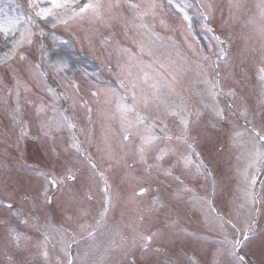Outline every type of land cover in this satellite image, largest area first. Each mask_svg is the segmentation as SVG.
Returning <instances> with one entry per match:
<instances>
[{"label":"snow or ice","instance_id":"snow-or-ice-1","mask_svg":"<svg viewBox=\"0 0 264 264\" xmlns=\"http://www.w3.org/2000/svg\"><path fill=\"white\" fill-rule=\"evenodd\" d=\"M47 2L50 6H41L43 0H29L35 17L46 21L52 27L56 26L57 21L67 25L69 19L82 20L85 17H88L90 22L108 27L113 20L118 18L117 10L126 7L134 13L131 18H123L126 25H130L133 29L137 26L150 28L144 23L145 17L151 15L155 19L157 10H163L164 7L162 0H151L144 6L139 3H132L130 0H86L85 3H79V0H47ZM167 5L179 14L183 22H186L185 27L191 26L193 17L189 10L195 8L196 13L205 22L203 24L205 31H212L206 23L212 16L213 6L210 3H205L204 0L195 4L189 0H167ZM58 9L63 11H56ZM137 21L140 22L139 25H137ZM37 30L43 32V28L38 25ZM259 31L261 37L264 38V26ZM0 34L5 41L4 46L8 49L4 57L6 62L14 60L18 55V50L25 43H33L31 37L34 33L31 29L21 31L18 20L8 19L0 22ZM162 39V37H156L158 41ZM216 39L221 45L217 59L227 63L226 41L220 40L219 37ZM104 42L106 44L113 43L110 38ZM117 47L119 46L117 45ZM140 49L143 51V43L140 44ZM261 51L262 58L257 72L262 91H264V49ZM19 59L25 60L26 57L19 55ZM173 64L175 65V62ZM175 66L177 71L173 72L171 81L165 80L163 85L158 81L151 83L149 85L152 90L150 93L143 89H140L138 93L136 89L139 85L136 82L130 81L126 85L121 79L119 86L130 93L131 103H126L128 97L117 96L113 89H103L106 97L104 104H113V98H115V102L113 111L109 114L101 109V116L108 120L118 119L119 129L117 132H113L109 126L104 137V146L97 148L98 152L103 153L109 165L106 170H100L98 176L99 165L94 162L89 150L83 146L77 134L78 131L83 133L84 130L82 128L78 130L75 119L70 115L59 112L56 107L59 96L56 95L53 104L49 106L54 113L51 117L47 115L48 110L43 101L36 106V112L42 119L38 122V135L34 138L44 142L46 150L54 159L52 165L47 168L27 163L22 165L29 173V179L38 183L36 189L22 191L19 198L21 203L30 204L29 212L24 213L21 208L14 209L11 202L0 201V208L8 213L6 217L0 219V226L4 229L2 239L6 264H35V260L28 257L37 255L43 258V264H51V252L57 253L56 264H160V261L153 260L152 257L161 252L162 247L175 242L177 234L170 230L178 224V221L173 219L174 209L169 204L164 203L159 188L155 190V195L149 200L148 208L143 209L141 214L136 216L135 220L128 225L127 232L115 229L101 238L102 229L105 227L109 212L119 207L123 199L119 191L113 190L107 173L119 167L132 168L133 165L129 163V156L145 165L149 177L155 171L157 178L159 175H163L171 177L177 182L178 189L173 194L174 197L181 199L187 195L191 205L204 212L208 224L223 235L227 247L221 250L219 254L229 257V264H251L244 249L256 235L255 226L259 223L258 217H264V182L257 187V176L253 174L256 165L264 163V147H256L257 143L264 145V123L258 127L254 122L255 114H252L253 126L251 128H245L243 132L234 130L231 134V139L235 144H239L241 137L245 135L251 137L253 142L248 153V163L239 173L241 187L235 216H222L214 204L213 197L216 194L214 189L204 196H200L193 188L185 184L180 175H174L173 169L179 165L184 173H191L196 178L202 177L215 184V177L210 175L207 165L198 158L196 144L201 137H209L208 127L215 128L228 121L224 108L219 104V97L227 95L235 98L236 94L231 90L225 93L219 81L213 80L209 76L208 70L199 66L203 76L202 83L206 85L202 92L197 93L201 97V105L204 109L201 110V108L191 104L182 92L177 91V86L182 85L183 69L179 65ZM40 67V64H35L32 66V70L38 71ZM121 67L122 72H126L127 76L130 77L131 72L128 65L125 64ZM214 67L218 69L219 64L214 62ZM149 79V75L145 73L143 83L148 84ZM19 83L17 80V86ZM70 86L79 92L80 86L78 84ZM48 92L52 93L53 89L49 88ZM16 96L17 105L13 109L12 120L18 130L17 142H19L28 139L32 133L30 126L26 125L23 119V109L19 104L20 93L17 92ZM92 96L96 98V102L99 104L101 91L92 92ZM65 99L71 100L73 109L76 107L75 99L69 98L67 94H65ZM81 106L88 113L92 112V108L87 105V102ZM151 112L155 114L151 115ZM206 112L212 120L207 127H200V121ZM239 115L248 119V109L244 108ZM261 118L264 121V112L261 113ZM170 124L175 125L177 132L171 131ZM157 125L161 134L156 132ZM65 129L68 130L70 138L65 150L70 149L75 153V157L71 159H61V151L57 150L55 144L59 138L56 134ZM194 132L196 135H193ZM107 133H111L113 137L119 136V154L113 148ZM180 148H183L184 151L181 152ZM169 155L177 157V165L165 168L162 162ZM149 159L153 163L149 164ZM85 163L92 172V176L87 179L98 178L103 182L101 189L102 211L95 219L94 225L86 222L85 217L88 213L78 207L80 201L73 190L74 183L81 179L79 165ZM132 179L139 184V187L128 198L130 201L134 198H143L149 194L150 185L147 182L140 184V178ZM17 190L13 189L12 193L9 194L10 199ZM61 191L67 194V199L61 205L66 212L64 219L76 224L72 230L57 226L49 216L51 207L56 203L55 194ZM85 198L91 200L92 196L86 194ZM71 212H74L75 215L68 214ZM160 214H164L168 218V223L164 227L155 229L145 227L146 221L151 224L159 219ZM238 224L241 226L238 227ZM23 228H31L39 233V238L29 235L22 230ZM260 232L261 239L264 241V228ZM157 244L162 247H155ZM9 248L12 251H9ZM17 253L26 255L17 259ZM171 264H178V262L171 261ZM190 264H197V262L190 260Z\"/></svg>","mask_w":264,"mask_h":264},{"label":"rangeland","instance_id":"rangeland-1","mask_svg":"<svg viewBox=\"0 0 264 264\" xmlns=\"http://www.w3.org/2000/svg\"><path fill=\"white\" fill-rule=\"evenodd\" d=\"M80 1V0H79ZM133 3H139L142 6L149 3V0H134ZM207 3H210L213 6L212 13L215 14V22L216 25L222 27L224 31H228L230 34H232L231 30H227L226 28H231L229 24L231 22L226 23V19L223 23V17H225L226 10L233 9L234 6H236V11L238 14H245L248 11H253V7L255 8L260 7V10H258V13L256 14V17L259 19H254L255 17L248 18L241 20L237 22L239 16L238 14L232 12L231 17H228V20L234 22L235 24V30L234 34L235 36H231V41L237 44L236 49H233L230 54L228 53V62L225 63V74L223 79V86L226 89H231V91H237V93L240 90H243L244 86L246 87L248 82V98H252L254 95H256V100L260 99L261 96L259 95L260 90V84L257 80L254 79V73L252 72L255 70V67L257 63H261V59L254 58V53L257 51V47L255 46L257 39H263L260 35V28L264 26V19H262V13L264 12V0H204ZM167 2V0H166ZM189 2L192 3L191 0ZM251 3V7L248 8L249 5L247 3ZM194 3V2H193ZM232 6H230V4ZM195 4V3H194ZM238 5V6H237ZM41 6H50V4L47 2V0H43V3ZM169 7V6H168ZM169 10L180 18L179 14L174 10ZM56 11H63L61 9H58ZM119 13V16L116 20H113L111 22V25L106 27L98 23L90 22L88 17H85L82 20L74 21L72 22L69 20L68 24L65 25L63 23H60L57 21L56 28L52 27L50 24H48L46 21H43L37 17H35V12L32 9V7L29 4V0H0V22H4L8 19H14L18 20L19 22V28L21 31L25 29H31V31L34 33V35L31 37V39L35 36V39H40L43 44H40L38 46V52L40 53V58L44 64V66L48 69H53L54 72H56L57 75L61 76L65 83L68 85L69 88H71L72 91V98L79 100L83 102H88V96L90 94L91 89L96 90L94 87L96 84L98 86H104L105 88H118L120 85L121 79L124 80L125 83H129L130 81H134L137 84H143L145 85V90L147 93H149V85L153 82H157V76L158 73L156 72V69H154V66L152 63L149 62V66L142 68L140 65L135 61L134 56L135 50L132 47L134 42H132V45L130 46L128 42H124L122 45L118 39L126 40L127 34H122V30L125 33L131 32H138L139 37L143 40L144 43L151 46L152 44H155L158 42L156 40V37L152 36V34L147 33L145 30V27H139L131 28L130 25H126V21L123 18H131L134 13H132L128 8L124 7L117 10ZM190 15H192L193 20L192 24L190 26V31L193 33V43L192 40H190V37L186 40V47H176L172 48V46L166 47V45H163V48H160L163 53H166L164 60H159L155 62H162L161 64L165 63L168 67V81H171L173 72L177 71V68L175 65H179L183 69V75L181 77L182 79V85L177 86V89L182 90L184 93V97L189 100L191 104H194L197 108H202L201 105V97L197 95L198 92H202L206 85L202 83L203 76L200 72V67H198V70L194 73L193 69L196 66H202L206 68L208 71H214V62L216 63L217 59V53L220 51L221 45L216 44V50L213 47L210 48V51L212 53V57L205 55L203 51L206 49V47H210L214 42H217V39H211L210 31L205 32L203 24L205 23L202 19V17H197V13L195 8L189 10ZM250 13H247L246 15H250ZM228 16V15H227ZM255 16V15H254ZM29 17H32V19H29ZM150 19L146 16L144 19V23H147V25L150 26V28H154V24L161 28L159 30H164L162 27L166 26L165 23L160 26V20L158 17V14L156 13L155 19L151 15H149ZM51 19V17H50ZM183 22V21H182ZM139 21H137V25H139ZM226 23V24H225ZM184 26L186 25V22H183ZM225 24V25H224ZM37 25L39 27L43 28V32L37 30ZM180 25V24H178ZM181 26V25H180ZM147 30L150 29L149 27H146ZM145 34H142V30ZM186 29V28H185ZM199 29V30H198ZM56 30V32H54ZM58 31V32H57ZM199 31H202L200 34ZM177 32H175L176 34ZM73 37L78 40V44L80 45V48L82 51L79 53H75L73 51L74 48V41L72 40ZM110 38L113 43L106 44L104 41L106 39ZM144 38V39H143ZM168 39H171L172 42L175 43L176 40L173 39V36L171 35ZM226 39V38H225ZM45 40V41H43ZM244 46H242L243 44ZM27 44V43H25ZM207 44H209L207 46ZM5 41L3 39L2 34H0V63L5 62V53L8 51V49L4 46ZM117 45L119 47H117ZM155 45H152L151 47H154ZM244 47V50H239V47ZM72 50V51H71ZM146 50V47L143 49ZM213 50V51H212ZM184 51V52H183ZM183 52V53H182ZM189 53L188 59L186 57L184 58L182 54ZM160 55V54H158ZM173 55V56H172ZM215 58L213 59V57ZM28 57V56H25ZM203 57V58H202ZM207 57V59H205ZM31 59V57H29ZM113 58H115L121 66L127 64L128 69L131 72V76H127L126 72H122V67L118 64L117 66H112L110 68V64L112 63ZM152 61L154 60V57H151ZM262 58V57H261ZM150 59V58H149ZM19 63L20 68H7L5 73H10L11 70H14V78L15 81L19 80V86H17L16 92L20 93L19 98H27L30 101L34 100V94L33 89L35 88V85L37 86L39 83H36L35 77L33 76L31 70L29 69L28 65H25L24 60H20ZM175 62V65L173 64ZM193 62V64H192ZM169 63V64H168ZM248 63H252L251 68H248ZM171 64V65H170ZM105 65V66H104ZM230 68H229V67ZM117 68V69H116ZM9 69V70H8ZM8 70V71H7ZM193 71V73H192ZM13 72V71H12ZM132 72H138L136 73L138 76L137 78H133ZM147 73L150 77L149 83L144 84L143 83V76ZM0 78L2 79V75H0ZM49 79V78H48ZM50 80V79H49ZM259 80V79H258ZM51 81V80H50ZM160 81V80H159ZM260 81V80H259ZM96 82V83H95ZM53 86H57V84L52 81L51 82ZM78 84L80 86L79 92H76L73 87L70 85ZM95 84V85H93ZM33 85V89L31 88ZM38 88V87H37ZM41 90V89H40ZM115 92L117 89H114ZM100 91V90H99ZM118 91V90H117ZM136 91L139 93L140 88H137ZM257 92V93H255ZM264 93V91L262 92ZM247 94V93H246ZM102 95V94H101ZM105 95V94H103ZM39 97V95H38ZM106 98V97H105ZM240 101H242L240 99ZM79 102V101H78ZM128 102L131 103V100L128 99ZM91 103V102H89ZM88 105V103H87ZM248 105L246 104L245 108H247ZM252 108H247L249 111V115L253 117L252 114H255L256 109L254 110L253 105ZM1 110L6 113L7 115V122H8V130L9 132L5 134L4 132L0 131V154H6L7 153V147L9 146V143H11L12 140L15 138L12 137L16 133L13 131V128L11 127L12 124H9L12 122L11 118V112L10 116L7 113V110L3 105H1ZM201 110H204L203 108ZM264 111V110H263ZM260 112V109H259ZM26 114V113H25ZM24 114V115H25ZM31 116V114H30ZM29 116V117H30ZM24 119V117H23ZM28 119L26 116L24 120ZM242 123V122H241ZM28 125V123L26 124ZM170 128L172 132H177V128L174 124H170ZM4 133V134H3ZM105 137V135H104ZM103 137V138H104ZM208 138H204V140H207ZM105 141V140H104ZM253 142V141H251ZM13 144L16 147V150L18 153L21 151V144L22 142H17L14 140ZM2 145H5L2 146ZM200 146H205V148L208 150V143H199ZM23 146V145H22ZM257 148L264 147L261 143L256 144ZM211 148H209L210 150ZM211 153V152H210ZM1 159V158H0ZM97 162V160L95 159ZM164 166L170 165V162H168L166 159L163 161ZM174 165H177V163H173ZM85 169L87 168V164H84ZM181 167V166H180ZM214 169L221 173V166H217V163L215 162L213 165ZM18 168V167H17ZM15 171L18 172V169ZM27 171L24 170V178L23 179V190H29V188L26 186V184L31 183V179H29V175L26 173ZM23 173V172H22ZM129 175V172H127ZM177 175H180L179 172L176 173ZM117 175L120 177L125 178L124 181L122 180H116ZM116 175V179L111 175L110 176V182H119L126 186L127 189H124L125 195H127L129 192V187L132 184V182L126 177L125 174L119 173ZM108 176V175H107ZM181 178L189 183L188 180V174L184 173L183 170H181ZM3 179L10 180V175L3 174L2 178L0 177V195L5 200H11L9 198V194L12 193L11 189H7L5 185H12L11 181H8L7 183L3 181ZM96 181H99L97 178ZM117 182V183H118ZM96 192L95 195L99 197V199H102V184L96 183ZM8 187V186H7ZM113 190H115L114 185L112 184ZM9 188V187H8ZM20 192V195L22 193ZM123 191V188H122ZM174 192L171 191L170 195H173ZM17 196L15 194L13 197ZM123 196V195H122ZM174 196V195H173ZM125 198V197H124ZM18 200V199H17ZM16 200V201H17ZM26 203H20L21 206L25 205ZM30 210V209H29ZM26 213V212H24ZM92 214V219L88 220V223L93 224L95 219V214L93 211L88 212V215ZM51 218V216H50ZM179 220L187 222V218L185 216H181V219L178 217ZM186 220V221H185ZM259 223L255 226V233L256 235L253 238V241L246 245L245 251L247 254H251L253 257L256 258L254 260L255 264H264V249L260 250L259 245H257V242L261 244V247H264V241L261 239V232L260 230L264 228V217H258ZM168 223V221H167ZM166 224V223H165ZM187 225V223H185ZM185 225V226H186ZM159 228V227H157ZM23 231L27 232L29 235L34 237V230L31 228H23ZM36 233V232H35ZM220 236V235H219ZM218 235H216V239L210 240L211 245L210 247H205L208 251L212 252L213 257L212 260L209 261V259L206 258V255L203 254V242L199 241L196 244V241H193V239L185 240V244L190 247L196 249L202 256V262L203 264H229V257L219 254L221 250L225 249L227 245L224 243V239L220 238ZM182 240V238H181ZM179 240V241H181ZM199 248H198V247ZM206 246H208V241L206 240ZM24 253H22L23 256ZM56 257L57 253L55 252ZM26 254H24L25 256ZM211 256V254H209ZM50 257H52L50 253ZM55 258H51L52 260H56ZM30 258V257H28ZM153 260L160 261V264H171V261H177L178 264H190V260H188V255L186 252H184L182 249H173V251L166 256L165 254L161 252L155 254L152 257ZM35 264H43V258L39 255L34 257ZM6 264V262H5ZM52 264V263H51ZM253 264V263H251Z\"/></svg>","mask_w":264,"mask_h":264}]
</instances>
